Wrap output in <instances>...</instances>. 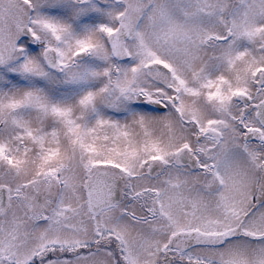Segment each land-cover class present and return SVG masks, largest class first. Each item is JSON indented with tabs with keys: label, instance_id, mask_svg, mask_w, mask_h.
<instances>
[{
	"label": "snow or ice",
	"instance_id": "obj_1",
	"mask_svg": "<svg viewBox=\"0 0 264 264\" xmlns=\"http://www.w3.org/2000/svg\"><path fill=\"white\" fill-rule=\"evenodd\" d=\"M0 264H264V0H0Z\"/></svg>",
	"mask_w": 264,
	"mask_h": 264
}]
</instances>
